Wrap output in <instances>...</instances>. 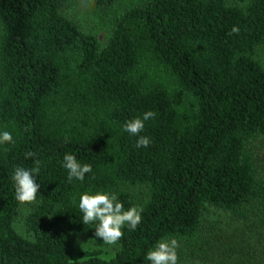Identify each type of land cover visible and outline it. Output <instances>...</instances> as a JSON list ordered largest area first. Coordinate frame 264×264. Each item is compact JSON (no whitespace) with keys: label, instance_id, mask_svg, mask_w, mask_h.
I'll list each match as a JSON object with an SVG mask.
<instances>
[{"label":"trees","instance_id":"16d2710c","mask_svg":"<svg viewBox=\"0 0 264 264\" xmlns=\"http://www.w3.org/2000/svg\"><path fill=\"white\" fill-rule=\"evenodd\" d=\"M117 1L95 0L102 8ZM69 4L0 0V129L14 137L0 145V264H147L163 236L180 251L264 264L247 238L264 247L255 145L264 141V0H146L117 16L107 44L81 28ZM147 111L155 117L140 135L151 143L137 148L123 125ZM66 153L92 165L83 184L67 182ZM36 161L39 202L24 235L11 174ZM139 185L150 192L141 224L124 230L114 256L68 254L74 235L95 232L77 193L111 190L128 208ZM211 208L241 226L213 233Z\"/></svg>","mask_w":264,"mask_h":264},{"label":"clouds","instance_id":"9594fccd","mask_svg":"<svg viewBox=\"0 0 264 264\" xmlns=\"http://www.w3.org/2000/svg\"><path fill=\"white\" fill-rule=\"evenodd\" d=\"M232 33H239L237 27L232 28ZM155 113L147 111L142 116L127 120L123 130L130 136L137 137L136 147L147 148L151 140L147 135H140L145 130V122L153 119ZM14 143L12 132L0 129V145ZM29 153V156H32ZM36 166L26 168L16 166L11 174L14 187V197L17 202L38 203V191L41 183L37 182L39 177V162ZM61 167L66 172L68 183L80 182L83 184L86 176L93 172L89 163H81L73 154L66 153L61 161ZM78 209L83 224L93 225L95 236L101 238L103 243L109 246L116 245L124 236V230L135 231L141 224L143 209L136 205L125 208L118 193L111 190L86 189L77 193ZM179 247L176 238L163 236L155 242L149 251L146 252L144 260L147 264H177Z\"/></svg>","mask_w":264,"mask_h":264},{"label":"rangeland","instance_id":"374dc122","mask_svg":"<svg viewBox=\"0 0 264 264\" xmlns=\"http://www.w3.org/2000/svg\"><path fill=\"white\" fill-rule=\"evenodd\" d=\"M145 1L146 0H118L114 6L102 8L96 4L95 0H70L68 14L85 32L96 35L103 44H107L111 37L117 16L123 14L128 9L143 4ZM242 4L241 2L239 3V5ZM257 57L264 64V48L258 50ZM255 145H258L260 149L261 153L258 152L259 163L264 170V141H257ZM131 193L136 205L141 208L150 198L149 189L141 185L132 187ZM33 204L34 203L23 204L17 222L18 230L24 235L25 229L23 226L25 218L31 211ZM208 220V225H211L210 227H212L213 233L216 234H226V232L232 231L237 226H241L227 213L215 208L209 210ZM247 238L248 241H252L251 246L253 245L261 251L260 254L264 258V247H260L259 242L253 243L256 238L250 235ZM179 247L177 248L178 264H230L229 259L224 257V253H227V251H215L210 248L207 251L198 252L180 251ZM118 249V242L116 245H106L103 243L102 239L97 238L95 234L92 236L74 235L68 244L67 252L72 257L77 258L84 252L99 250L105 257H112L116 254ZM245 250L253 251V248L249 247Z\"/></svg>","mask_w":264,"mask_h":264}]
</instances>
